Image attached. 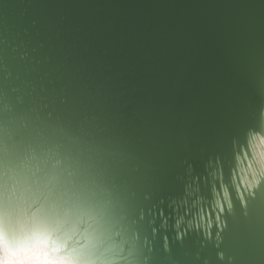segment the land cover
Returning <instances> with one entry per match:
<instances>
[{
  "label": "snow or ice",
  "instance_id": "snow-or-ice-1",
  "mask_svg": "<svg viewBox=\"0 0 264 264\" xmlns=\"http://www.w3.org/2000/svg\"><path fill=\"white\" fill-rule=\"evenodd\" d=\"M4 7L0 240L10 252L27 253L26 264H147L157 248L195 243L202 264H264V178L233 172L225 186L222 175L212 185L194 175L177 190L170 130L122 116L109 89L54 42L59 25L45 12ZM10 209L39 214L31 235L8 222ZM57 222L72 233L63 246L43 234Z\"/></svg>",
  "mask_w": 264,
  "mask_h": 264
},
{
  "label": "water",
  "instance_id": "water-1",
  "mask_svg": "<svg viewBox=\"0 0 264 264\" xmlns=\"http://www.w3.org/2000/svg\"><path fill=\"white\" fill-rule=\"evenodd\" d=\"M5 5L45 12L59 25L54 42L109 89L122 116L170 130L177 190L194 175L208 185L222 175L225 186L233 172L264 178V0H0V14ZM107 130L101 121L97 131ZM38 215L10 209L7 220L31 235ZM43 234L55 246L72 235L61 222ZM150 255L147 264H202L206 253L190 243Z\"/></svg>",
  "mask_w": 264,
  "mask_h": 264
},
{
  "label": "clouds",
  "instance_id": "clouds-1",
  "mask_svg": "<svg viewBox=\"0 0 264 264\" xmlns=\"http://www.w3.org/2000/svg\"><path fill=\"white\" fill-rule=\"evenodd\" d=\"M27 253L10 252L3 240H0V264H26Z\"/></svg>",
  "mask_w": 264,
  "mask_h": 264
}]
</instances>
